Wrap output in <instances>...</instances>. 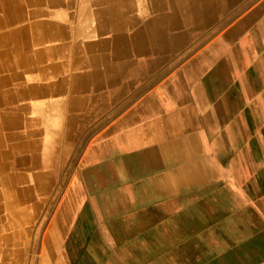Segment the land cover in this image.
Returning <instances> with one entry per match:
<instances>
[{
    "label": "crops",
    "instance_id": "0c3cea01",
    "mask_svg": "<svg viewBox=\"0 0 264 264\" xmlns=\"http://www.w3.org/2000/svg\"><path fill=\"white\" fill-rule=\"evenodd\" d=\"M38 235L264 264V0H0V264Z\"/></svg>",
    "mask_w": 264,
    "mask_h": 264
},
{
    "label": "rangeland",
    "instance_id": "374dc122",
    "mask_svg": "<svg viewBox=\"0 0 264 264\" xmlns=\"http://www.w3.org/2000/svg\"><path fill=\"white\" fill-rule=\"evenodd\" d=\"M50 215V211H49ZM54 231V228H50ZM50 237H48L49 239ZM32 257L28 264H77L73 255V244L71 243H56V242H45L43 245V253L39 261L40 242L39 235L37 241L32 242ZM77 247L74 245V250Z\"/></svg>",
    "mask_w": 264,
    "mask_h": 264
}]
</instances>
